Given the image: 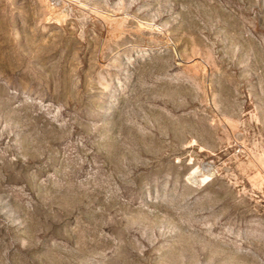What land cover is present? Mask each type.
I'll return each mask as SVG.
<instances>
[{"label":"rangeland","instance_id":"374dc122","mask_svg":"<svg viewBox=\"0 0 264 264\" xmlns=\"http://www.w3.org/2000/svg\"><path fill=\"white\" fill-rule=\"evenodd\" d=\"M0 264H264V0H0Z\"/></svg>","mask_w":264,"mask_h":264}]
</instances>
